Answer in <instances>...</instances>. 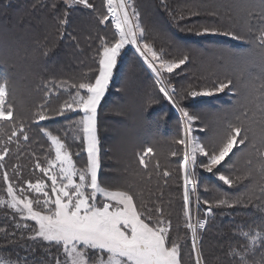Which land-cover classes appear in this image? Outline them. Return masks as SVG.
I'll list each match as a JSON object with an SVG mask.
<instances>
[{
    "label": "trees",
    "instance_id": "1",
    "mask_svg": "<svg viewBox=\"0 0 264 264\" xmlns=\"http://www.w3.org/2000/svg\"><path fill=\"white\" fill-rule=\"evenodd\" d=\"M90 2L95 10L71 5V1L55 0L58 10L54 12L53 0H0V82L7 78L17 125L16 136L6 144L12 128L10 122H0V148L7 146L4 165L9 171L16 170L12 173L14 184L23 185L42 177L35 163L38 159L44 165L52 152L41 128L61 138L74 154L73 160L78 168L85 163L86 153L81 150L80 135L76 131L65 134V129L79 120L82 113L68 112L67 118L52 115L45 121L35 118V113L41 110V105H49V111L54 112L70 100V93L74 95L75 89L60 86V82L70 86L84 76L94 74L98 68L96 49L101 43L97 37L113 39L115 30L111 22H98L103 13V0ZM133 2L140 13L143 42L151 44L158 52L162 51L166 59L188 57L181 68L171 74H162L166 83L172 85L170 90H175L174 98L180 106L197 117L194 122L198 125L200 138L210 141L214 132L219 138V126L223 128L226 121L234 119L233 109L239 95L227 89L213 96L196 98L186 93L190 89H206L207 84L213 85L216 80H221L217 76H233L236 65L231 53L247 50L250 45L224 35H197L196 31L205 24L225 29L236 26L240 30L243 6L256 5L259 0ZM65 4L70 7L66 8ZM61 15L66 16V25L61 26L56 19ZM54 84L57 87H53ZM183 128L180 112L164 98L135 51L125 46L97 110L101 162L98 182L104 188L128 190L134 195L138 207L162 208L164 220L170 222L173 235L181 240V264H195L189 231L184 226L180 169L182 145L176 142L182 137ZM21 130L29 140L24 139ZM125 136L128 141L124 143ZM148 147L153 151L146 157L145 168L139 164L138 153ZM77 153L79 155H75ZM238 155L239 152L231 157L232 164L225 163L220 167L221 172L230 174L234 181L232 187L224 185L202 168L194 169L197 198L204 208L211 207V212L205 216V228L199 241L203 264H242V261L261 264L264 260V247H261L264 236L256 245L251 243V237L264 232V227H259L264 225V210L258 207L264 179L250 176L252 166L249 161L239 176L243 179H237L235 160ZM165 171L168 176H164ZM4 185L0 177V197L5 193ZM209 186L215 189L211 190ZM249 188L256 197L251 202H248ZM218 194L219 199L234 201L240 198L243 202L233 207L217 206ZM205 200L210 204H204ZM11 213L7 205L0 204V229L3 230L0 231V259L11 264H25V258L27 264H52L53 259H49L43 250L54 253L59 252L60 247L53 242L36 243L29 239V231L17 227ZM199 215L204 214L200 211ZM152 218L156 220L158 214L154 213ZM241 232L249 235H241ZM57 255L63 256L61 253Z\"/></svg>",
    "mask_w": 264,
    "mask_h": 264
},
{
    "label": "snow or ice",
    "instance_id": "2",
    "mask_svg": "<svg viewBox=\"0 0 264 264\" xmlns=\"http://www.w3.org/2000/svg\"><path fill=\"white\" fill-rule=\"evenodd\" d=\"M71 5H83L87 9L95 10L90 0H71ZM64 6L70 7L69 4ZM51 7L54 12L58 10L55 0ZM129 7L131 6L127 0L118 2L106 0L107 11L100 14L98 22H111L109 20L111 17V20L115 21L116 32L112 40L97 37L101 43L96 49L98 57L96 72L84 76L80 82H73L70 86L66 85V82H60V86L75 89V94L70 93V100L65 101L54 112L49 111V105H41V110L35 113V118L39 121H45L52 115L66 117L68 112L82 113L79 120L72 122L65 129V134L67 136L70 132L76 131L80 135L81 150L86 153L84 165L78 168L73 160L74 154L67 149L61 138L41 128L40 130L50 139L55 153L54 158H46V166H42L37 159L35 168L39 169L42 177L37 178L35 182L27 181L25 188L22 184L12 183L7 171L2 174V179L7 184V195L11 198L7 201V207L19 213L24 220L34 222V225H25L32 233L28 238L33 240L42 238L44 241L54 242L57 247H62L65 259L63 261L57 259L56 264H181L179 238H171L170 222L163 219L162 208L150 209L143 205L138 207L134 195L128 190L110 191L98 182L101 162L97 110L109 87L121 50L126 45H135L139 55L148 62V66L158 78L163 72L173 73L188 60L187 56L166 59L165 54L155 50L151 44L143 43L141 46L144 29L133 19L138 20L139 13L134 8L129 12ZM242 12L240 30H237L236 26L225 29L222 26L205 24L199 26L196 31L197 35H224L250 45L247 50L231 53L236 65L233 76L217 80L210 88L200 91L190 89L186 93L187 96L196 98L213 96L227 89L239 95L240 99L233 109L234 119L225 122L218 142L215 139L194 142L191 132L192 124L197 117L180 106L174 98V89L169 91L164 81L157 79V83L161 85L159 91L180 112L184 125V136L176 142L184 146V161L181 168L186 208L189 204V185L192 186V191L197 187L194 172L196 168L206 170L224 185L232 187L233 179L230 174L221 172L220 167L225 163L232 164L231 157L239 152L257 156L259 173L264 177V0H259L256 5H244ZM56 19L61 26L68 23L65 15ZM47 54L46 52L45 55ZM7 83L6 77L0 82V122H10L9 126L12 128V134L6 144L12 142L17 132L16 117L9 99ZM53 87L57 85L54 84ZM21 135L25 140L30 139L23 130ZM75 139L73 136V140ZM6 144L0 148V161L8 154ZM152 151V148L148 147L138 153L140 165L147 167L146 157ZM197 154L201 158H198ZM172 155L175 156L176 153L173 152ZM3 168L4 164L0 163V169ZM168 175L169 173L165 171L164 176ZM248 191L250 192L248 202H251L256 198L255 193L251 188ZM98 194L104 199L99 200ZM258 199L261 201L258 207L264 210V188H261ZM242 202L240 198L234 201L223 198L217 200L216 204L233 207ZM2 203L5 202L0 201V204ZM204 204L209 205L210 202L205 200ZM196 206L199 209V198ZM208 211L211 212V207ZM154 213L159 217L155 221L152 219ZM184 215L185 226L191 230L192 250L196 254L195 264H203L196 240L197 228H205V221L198 219L194 224L191 222L189 211H185ZM13 218L15 219V215ZM14 235L13 233L12 236ZM241 235L249 234L241 232ZM5 236L8 234L5 233ZM262 236L264 232H257L251 237L252 245H256ZM23 238L22 235L21 239ZM261 247H264V244H261ZM0 264L11 262L0 259ZM242 264H247V261H242ZM261 264H264V260Z\"/></svg>",
    "mask_w": 264,
    "mask_h": 264
},
{
    "label": "rangeland",
    "instance_id": "3",
    "mask_svg": "<svg viewBox=\"0 0 264 264\" xmlns=\"http://www.w3.org/2000/svg\"><path fill=\"white\" fill-rule=\"evenodd\" d=\"M67 2H70L71 0H66ZM117 2H118V0H117ZM127 2H128V4L131 6V7H129V12H132V10H133V8L135 9V11L136 12H138L137 11V8H136V6L134 5L135 3L133 2V0H127ZM106 11H107V8H106V0H103V13H106ZM139 13V12H138ZM139 16H140V13H139ZM134 19V22H137V23H139L140 25H141V19H139L138 18V20H136L135 18H133ZM109 20L111 21V24H112V27L114 28V30H115V32H116V29H115V21L114 20H111V17H109ZM117 38H118V35H117ZM143 43H145V42H143V40L141 39V46L143 45ZM126 46H129V47H133V48H135L136 49V46L135 45H126ZM138 52V51H137ZM143 58V57H142ZM144 59V58H143ZM146 61V60H145ZM147 62V61H146ZM147 64H148V62H147ZM154 75H156L155 73H154ZM163 81H164V84H165V86L166 87H168V89H169V91H171L170 90V87H172V85L171 86H169V84H167L166 83V80H165V77L163 76V74H162V76L160 77ZM216 78H220L221 80H223L224 78H222V77H216ZM216 80V79H215ZM217 81V80H216ZM212 85H210V84H207L206 85V87L205 88H210ZM160 87H161V85H160ZM31 101H32V99H31ZM197 128H198V125L195 123V122H193V124H192V129H193V131L191 132V137L192 138H194V142L195 141H200V142H205L204 141V139H202V138H200V136L198 135V133H197ZM222 130H223V128L222 127H220L219 126V138H217V136H216V134H215V132L213 133V135L211 136V138H209V140L211 141V140H213V139H215V138H217V142L219 141V139H220V135H222ZM45 131H47V132H49L48 130H45ZM44 133V132H43ZM53 134V133H52ZM45 135V134H44ZM53 135H55V134H53ZM46 136V135H45ZM57 136V135H56ZM183 136H184V128H183V130H182V137L181 138H183ZM47 137V136H46ZM126 138H125V141H124V143L125 142H127L128 140H127V136H125ZM47 139L49 140V143H50V149H51V152H52V155L49 157V158H54V155H55V153H54V149H52V146H51V141H50V139L47 137ZM63 142V141H62ZM198 155V158H199V154H197ZM258 160H259V158L257 157V156H255V155H248V154H241V153H239V155L237 156V158H236V160H235V164H236V167H237V170H236V173H237V177H239L242 173H243V170H244V168H245V166H246V162H248V161H251V166H252V171L250 172V176H252L253 177V175H254V177H256V176H261L260 175V173H259V164H258ZM45 161H46V159H45ZM183 161H184V146L182 145V159H181V162H180V167H181V165L183 164ZM0 163H3L4 164V160L3 161H0ZM254 163V164H253ZM42 166H46V163L44 162V165H42ZM7 167H9L8 165H7ZM181 169V179H182V201H183V207H184V213H185V211H189L190 212V216H191V222L192 223H196V221L199 219H202V218H204L205 219V216H206V214L207 213H209V211H208V209H209V207H207V208H204L203 207V205L201 204V202L199 203L200 204V207H199V209H197V187H196V189H195V191H192L191 189H192V186L191 185H189V188H190V193H189V204H188V207L186 208L185 207V204H184V200H183V191H184V181H183V169L182 168H180ZM4 171H7L8 172V174H9V176H10V178H12V173H13V171H9L7 168H6V166L4 165V168L3 169H0V172H1V174H0V177H2V174H3V172ZM213 177H215V178H217L216 176H213ZM39 178H41V177H39ZM46 179V178H45ZM261 179H264V177H262ZM253 180V179H252ZM12 183H14L13 182V179H12V181H11ZM27 182V181H26ZM25 182V184H23V187H27V183ZM35 182V181H34ZM251 184H252V182H251ZM4 189H5V193L4 194H2V196L0 197V201H4L5 203H2V205H7V201H9L11 198L7 195V184L5 183V185H4ZM108 189V188H107ZM209 189H211V190H214L215 188H213V187H211V186H209ZM108 190H110V191H115L114 189H112V188H110V189H108ZM98 199L99 200H103L104 199V197L102 196V195H99L98 194ZM217 200H219V194H218V197H217ZM10 211L12 212L11 213V217L13 218V216L15 215V219H14V221H15V225H17V227H22V229H24V230H28V229H26L25 228V225L27 224V225H34V222L33 221H27V220H24L20 215H19V213H15V211L13 210V209H10ZM200 211H202L203 212V216H200L199 215V213H200ZM153 219V221H155V219L154 218H152ZM164 219V218H163ZM184 226H185V223H184ZM186 227V226H185ZM203 229L204 228H197V241H200V237H201V234H202V231H203ZM188 231H189V238H190V241H191V246H192V236H191V230H189V229H187ZM29 231V230H28ZM173 229H171V227H170V236H171V238H173V239H176V237L173 235ZM29 233L30 234H28V236L30 237L31 235H32V233L29 231ZM177 233V232H176ZM183 233V232H182ZM181 233V237H183V239H184V233L182 234ZM33 241H35L36 243L37 242H39V241H44L42 238H36V239H34ZM45 242H47V241H45ZM30 243V242H29ZM54 243V242H53ZM179 243H181V240H179ZM27 245H29V247H31L32 246V244H28L27 243ZM197 247L199 248V244L197 245ZM60 251L58 252H54V253H51V252H49L48 250H43V252H44V254L45 255H47V257L50 259H53V263L52 264H56V261H57V259H60L61 261H63L64 259H65V256H64V254H63V249H62V247H60ZM62 254L63 256H58L57 254ZM194 253V263H195V259H196V255H195V252H193ZM55 254H56V256H55ZM51 264V263H50Z\"/></svg>",
    "mask_w": 264,
    "mask_h": 264
}]
</instances>
